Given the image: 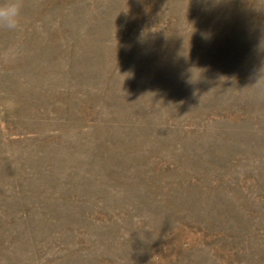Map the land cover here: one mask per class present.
<instances>
[{"label": "rangeland", "instance_id": "1", "mask_svg": "<svg viewBox=\"0 0 264 264\" xmlns=\"http://www.w3.org/2000/svg\"><path fill=\"white\" fill-rule=\"evenodd\" d=\"M18 2L0 264H264V0Z\"/></svg>", "mask_w": 264, "mask_h": 264}, {"label": "clouds", "instance_id": "2", "mask_svg": "<svg viewBox=\"0 0 264 264\" xmlns=\"http://www.w3.org/2000/svg\"><path fill=\"white\" fill-rule=\"evenodd\" d=\"M20 9L18 0L0 5V27L16 30L19 26Z\"/></svg>", "mask_w": 264, "mask_h": 264}]
</instances>
